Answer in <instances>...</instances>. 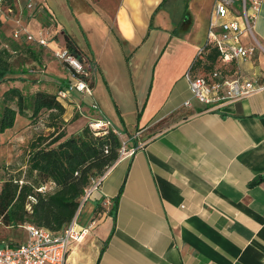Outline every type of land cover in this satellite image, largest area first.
I'll return each mask as SVG.
<instances>
[{"label": "crops", "instance_id": "0c3cea01", "mask_svg": "<svg viewBox=\"0 0 264 264\" xmlns=\"http://www.w3.org/2000/svg\"><path fill=\"white\" fill-rule=\"evenodd\" d=\"M214 2L36 0L44 12H26L22 23L21 0L16 14L0 15V38L11 41L17 20L37 36L46 17L58 45L69 37L95 67L92 97L74 94L64 119L77 113L85 121L94 103L91 120L109 121L122 139L120 126L127 133L129 126L123 110L135 116L126 141L140 148L114 163L91 195L88 222L76 219L86 232L70 243L67 264H264V92L209 110L191 98L185 79L204 46ZM253 36L256 53L233 62L226 74L264 84V24H254ZM241 38L245 47L252 43ZM67 76L53 92L34 84L30 95L56 94L71 81ZM4 228L17 234L5 232L1 241H26L23 230Z\"/></svg>", "mask_w": 264, "mask_h": 264}, {"label": "trees", "instance_id": "16d2710c", "mask_svg": "<svg viewBox=\"0 0 264 264\" xmlns=\"http://www.w3.org/2000/svg\"><path fill=\"white\" fill-rule=\"evenodd\" d=\"M7 4L11 5L12 0H7ZM43 12L36 10L31 15ZM47 15L51 18L49 13ZM39 20L42 26L47 25L46 17ZM10 43L9 50L8 48L0 50V83L6 80L13 81V78H6L13 75L7 62L10 51L15 52L21 47L34 61H40V52H34L24 40H12ZM65 49L79 61H84L67 36ZM217 56L218 53L210 49L206 55L196 59L190 67L191 75L205 77L215 68ZM234 72V69L230 71ZM27 103L30 104L29 118L33 123H36L35 118L41 114L49 113V117L53 119L49 128L53 129V132L47 136L38 135L29 143L26 180L20 184L19 177L9 178L2 184L0 221L1 225L7 228L31 224L59 235L74 219L79 199L91 180L101 176L117 161L121 139L111 129L94 132L88 125L77 134L66 136L64 132H58L65 108L56 100L55 94L37 91L27 98L18 88H9L1 96L0 134L13 128L17 116H25ZM41 187L45 190L38 191ZM115 202L114 200V204ZM27 206L30 208L29 211L26 209ZM99 212L100 209L94 211L93 219Z\"/></svg>", "mask_w": 264, "mask_h": 264}, {"label": "built area", "instance_id": "2783aa9c", "mask_svg": "<svg viewBox=\"0 0 264 264\" xmlns=\"http://www.w3.org/2000/svg\"><path fill=\"white\" fill-rule=\"evenodd\" d=\"M20 1L12 0V4L9 5L7 0H0V15L4 18L13 16L16 4H20ZM237 4L235 0H215L210 13L206 40L204 46L197 52V59L206 55L210 49H214L218 56L213 71L205 77L191 75L190 70L185 74L191 98L209 110H216L228 103L264 92V84H259L254 79H245L225 73L233 62L246 61L258 50V46L254 43L253 27L261 0H239ZM23 9L32 13L39 8L35 5L34 0H23ZM15 25L16 28L11 34L13 41H19L22 38L27 45L48 48V38L42 30L36 36L21 27L18 20ZM243 35L249 36L252 41L246 47L242 45L241 37ZM53 58L64 64L71 74V81L57 90L56 100L64 106L65 103L73 104L74 94L91 98V78L95 67L86 61H79L66 49L53 52ZM184 105L189 106V102H185ZM76 106L81 112L79 103H76ZM89 110H97L96 105L91 103ZM89 120L88 126L92 131L100 132L111 129L114 134L120 137V133L112 128L109 121L91 120V118ZM139 148H129L128 142L121 140L116 162L131 158ZM111 168L112 166L107 168L101 176L91 180L89 186L84 189L79 199L78 211L62 234L54 235L45 229L24 224L18 229L23 230L27 235L25 242L14 244L0 240V264H67L70 243L78 242L86 232L85 228L76 226L77 216L91 195L98 191ZM44 190V187L38 189V191ZM26 209L29 211V206Z\"/></svg>", "mask_w": 264, "mask_h": 264}, {"label": "rangeland", "instance_id": "374dc122", "mask_svg": "<svg viewBox=\"0 0 264 264\" xmlns=\"http://www.w3.org/2000/svg\"><path fill=\"white\" fill-rule=\"evenodd\" d=\"M34 1L36 2V0ZM19 11L20 14L23 11V14L19 15V19L21 20L19 21L22 23H26L29 18L26 13L27 11H25L24 9L22 11L20 9ZM62 14L61 17L65 19L63 16L64 14L63 15ZM64 23L68 24L67 22ZM255 24H264V0H261L260 9L258 11ZM40 29L42 30L44 35H47L49 42L48 48L46 49V51L40 52L39 54L40 61H34L30 56V54H28V52H26L25 49L21 47H19V49H17L15 52L10 51V57L7 58V62L9 68L13 72V75H8L6 78H13V81L6 80L0 83V102H1L2 94L9 89V86H18V88H20L24 93V95H26V97L28 98L30 94L35 90L32 88L34 84H38V85L46 84L48 87L44 88V90H49L53 92L55 91V88L56 86H58V84L63 83L68 79L67 76V74H69L68 68L64 64L53 58V52L55 50L63 51L65 49V47L62 44L61 47L58 45L57 39L55 38L56 37L55 35H58V33H56L53 30V28H51V26L48 25L41 26ZM3 36L0 38V50H2L3 48L5 49L8 48L9 50L11 45L10 42L12 41L8 38V36L7 37L5 35ZM75 40L77 43L79 42L77 37L75 38ZM79 46L82 50L84 49L86 50L85 46L81 44H79ZM50 51H52V54L50 53ZM25 75L28 76L26 77L27 79L23 78ZM29 105H30L29 103L26 104L27 109L25 111V116L17 117L14 129L6 130L5 132L0 134V188L2 184L9 178L19 177L20 184L24 180H26L25 179L26 169H27L26 160H27V150L29 143L38 135L47 136L53 132V129L49 128V125L53 122V119L49 117V113L41 114L37 119L35 118L34 122L36 123H33L29 118L30 116ZM92 112L91 110H89L88 113H90V116H87L85 121L84 120L77 121L76 119L73 121V118L78 117L77 113L76 115L75 113H73L70 119L66 117L64 119V115H63L61 119V123L60 121H58V123H60L61 125L58 132L60 131L64 132L66 136L71 133H76V129L78 128L82 129L84 126L88 125ZM123 112H124L123 118L126 124L129 125L126 126L128 129V133L124 132L125 130L123 126H120L122 128L121 138L125 141L129 139L128 138L129 135L134 134V127L132 125L135 122V116L128 111L123 110ZM25 120L26 121L28 120L30 123L28 124V126L21 128V124L24 123ZM19 129L20 131L17 132L15 131ZM89 204L90 201L84 204L81 213H79L77 216V223L80 224L83 222L86 223V221L88 222L89 214L87 212V207L89 206ZM5 232H9V233L14 232V234H17L15 233L16 232L15 230L13 231L7 230L4 227H0V240H2V237L5 236V234L7 235V233ZM26 237L27 235L25 233H22L21 241H25ZM11 238L17 239L15 237H11Z\"/></svg>", "mask_w": 264, "mask_h": 264}]
</instances>
